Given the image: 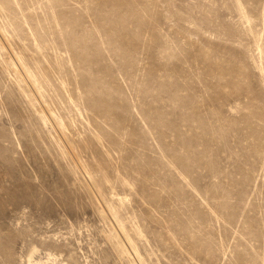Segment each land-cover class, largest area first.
Wrapping results in <instances>:
<instances>
[{"label":"rangeland","instance_id":"374dc122","mask_svg":"<svg viewBox=\"0 0 264 264\" xmlns=\"http://www.w3.org/2000/svg\"><path fill=\"white\" fill-rule=\"evenodd\" d=\"M264 264V0H0V264Z\"/></svg>","mask_w":264,"mask_h":264},{"label":"bare ground","instance_id":"6f19581e","mask_svg":"<svg viewBox=\"0 0 264 264\" xmlns=\"http://www.w3.org/2000/svg\"><path fill=\"white\" fill-rule=\"evenodd\" d=\"M28 264H33V261L32 260H29L28 261ZM62 264H68V263H62Z\"/></svg>","mask_w":264,"mask_h":264}]
</instances>
